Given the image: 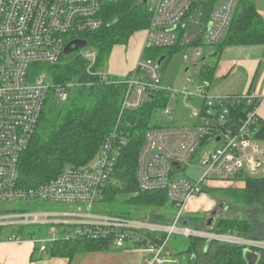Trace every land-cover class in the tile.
Returning <instances> with one entry per match:
<instances>
[{
  "label": "built area",
  "instance_id": "1",
  "mask_svg": "<svg viewBox=\"0 0 264 264\" xmlns=\"http://www.w3.org/2000/svg\"><path fill=\"white\" fill-rule=\"evenodd\" d=\"M111 1L115 0H0V229L12 228L0 235V245L31 241L44 254L59 242L82 239L107 243L126 252L140 251L146 264H167V258L172 257L167 245L172 237L181 236L261 254L264 239L260 237L218 232L206 226L197 228L184 221L191 199L219 183L234 182L239 176L247 178L264 168V140L255 136L264 95L211 96L207 92L208 82H204L199 96L201 108L190 112L192 126L158 125L144 132L136 159V180L145 192H165L171 211L166 214L168 223L149 220L148 213L135 218L107 209L94 211L95 203L104 200L120 148L126 144L127 139L118 129L122 116L141 109L148 100L157 103L163 95H169L168 99L178 94L192 96L184 90L177 92L163 86L160 61L147 52L178 42L177 30L198 0H154L153 7L147 0L150 19L145 28V53L136 63V72L124 78H111L101 67L92 70L97 53L88 43L78 50L89 63V73L97 74L102 82L125 84L115 129L106 135L96 158L86 166L64 168L37 186L21 184L20 160L35 134L46 102L52 96L65 102L76 87L71 79L54 82L49 78L48 66L77 52L64 53L69 42H88L87 35L103 26V7ZM239 1L225 0L221 8L210 12L211 26L206 33L209 54L211 46L227 32ZM171 26L175 29L165 30ZM200 55L203 54L198 49L196 57ZM233 109L239 111L234 113ZM171 111L165 104L161 114L171 120ZM208 143L217 145L200 154ZM196 159L200 177H182L180 173L187 166H194ZM51 203L68 208L52 211L39 207ZM35 205L38 207L34 208ZM26 231L32 234H25Z\"/></svg>",
  "mask_w": 264,
  "mask_h": 264
},
{
  "label": "trees",
  "instance_id": "2",
  "mask_svg": "<svg viewBox=\"0 0 264 264\" xmlns=\"http://www.w3.org/2000/svg\"><path fill=\"white\" fill-rule=\"evenodd\" d=\"M194 7L195 5L187 13L185 19ZM102 17L103 26L87 35L88 46L97 53V59L91 67L92 70H96L97 67L102 68L104 62L109 59L114 46L125 45L135 32L144 30L150 19V12L142 1L115 0L104 5ZM180 28H178V37L182 36ZM198 40L195 39L190 45H197ZM228 44L264 45V23L251 0L239 1L227 32L219 42L211 46L210 55L217 56ZM177 45L179 44L176 42L171 47L155 49L149 55L163 62L167 58L160 59L159 56L162 53H170L177 48ZM207 64V61L204 62L203 77H209ZM88 65V61L83 59L77 51L70 56L63 57L59 64L48 66L49 78L54 82L70 80L69 76L77 72L80 75L79 85L75 92L71 91L69 98L60 108V112L52 119L47 117L49 121H44L47 129L42 133L38 127L42 119H46L44 109L34 134L37 135L33 136L20 160L19 179L22 185L37 186L55 177L64 168L75 169L86 166L94 161L106 135L115 128L125 84L120 81L118 83L102 82L97 74L88 72ZM168 96L163 95L157 103L148 100L141 109L127 112L122 116L121 128L118 129L127 140L126 144L120 148L115 171L106 185L103 198L112 202L116 196L124 194L126 202H131L134 206V213L147 212L149 220L160 223H168L166 214L161 212V208L165 207L168 202L167 196L163 191L145 192L141 190L136 180L135 166L137 154L143 143L144 132L153 127L150 124V112L158 107L159 103L164 106ZM235 111L236 109H233L234 113H237L239 109ZM255 136L264 140V121L260 120L258 123ZM208 191L216 192L218 189H208L205 193ZM225 193L241 203H258L264 208V178H248L241 189H228ZM120 214L132 215L127 212ZM198 217L197 214L188 212L184 222L197 228L206 226V221L202 225L191 222L192 218L194 220ZM212 229L218 232L230 231L242 236L260 237L252 233L251 223L240 218L231 220L224 218L215 221ZM3 233L4 231L0 229V235ZM27 233L32 234V231H26L25 234ZM260 239L264 238L260 237ZM69 242L90 245V248L97 246L101 250L109 247L107 243L82 239ZM69 242H59L53 248ZM243 250L239 246L214 241L206 243L200 239L189 238L187 249L184 251L187 257L185 264H246ZM173 258L176 262L170 264H180L177 257ZM258 264H264V252L260 254Z\"/></svg>",
  "mask_w": 264,
  "mask_h": 264
},
{
  "label": "crops",
  "instance_id": "3",
  "mask_svg": "<svg viewBox=\"0 0 264 264\" xmlns=\"http://www.w3.org/2000/svg\"><path fill=\"white\" fill-rule=\"evenodd\" d=\"M225 0H200L193 8L192 20L188 17L181 25L180 33L183 45H190L195 39L198 40L196 50L201 49L203 34L207 33L209 15L211 10L221 8ZM252 4L264 23V0H251ZM192 21V22H191ZM191 22V23H190ZM191 24V25H190ZM190 25V26H189ZM190 28V31L188 30ZM197 30V33L194 32ZM179 33V30H177ZM145 30L135 32L125 45L114 46L107 61L109 67L105 69L111 78H124L133 74L136 63L143 51ZM197 41V40H196ZM181 42H177L181 43ZM194 45V46H195ZM181 44L177 45L180 47ZM184 47V46H182ZM145 53V52H144ZM150 52H147L149 55ZM163 54V55H162ZM160 59H165L162 53ZM204 63V62H203ZM204 65V64H203ZM209 77L202 80L208 83L211 94L216 95H264V45L251 44H228L221 52L207 64ZM204 84V83H203ZM260 120L264 121V104L259 106ZM195 197L187 205V212L193 213L198 205H204L205 210L210 203L205 204L204 199ZM80 243L69 242L51 248L48 252L41 254L34 243L24 241L22 243H3L0 245V264H142L145 259L144 253L140 251L118 252L112 251L110 247L100 249L97 246L78 245ZM55 249V250H52ZM132 252L134 253L131 255Z\"/></svg>",
  "mask_w": 264,
  "mask_h": 264
},
{
  "label": "rangeland",
  "instance_id": "4",
  "mask_svg": "<svg viewBox=\"0 0 264 264\" xmlns=\"http://www.w3.org/2000/svg\"><path fill=\"white\" fill-rule=\"evenodd\" d=\"M200 1V0H198ZM140 2V0H139ZM149 6H154V0H148ZM193 10H191V13L188 16V21L192 18ZM192 20V19H191ZM193 21V20H192ZM191 21V22H192ZM190 22V23H191ZM191 25V24H190ZM189 25V26H190ZM188 30L190 31L191 27H188ZM143 30V29H142ZM139 30V31H142ZM145 30V29H144ZM138 31V32H139ZM194 32L197 33V30H194ZM178 36V33H176ZM183 36V35H182ZM182 37H178V41L181 42ZM201 44L198 46V48L201 49V54L198 57H196L195 50L196 45H183L181 44L180 47L175 48L170 53H166V58L163 62H160V74L162 77V85L163 86H170L177 92L186 91L188 94H191L192 96L190 98H187L186 96H183L181 94L173 95L171 96L165 104L170 107L171 111V120L167 115L161 114L162 105L159 103L158 107L155 109H152L150 112V124L152 126L154 125H160V126H183V127H190L193 125V119L190 116V112L193 109L200 110L201 108V98L200 96V89L204 88V81L202 80V72L204 66L203 62H208L212 59H214L215 56L209 54L210 50V44H208L207 35L204 33L202 36ZM184 46V47H182ZM169 52V51H168ZM150 56V55H149ZM161 56V55H160ZM159 56V57H160ZM110 61L104 62L102 66V71L107 69L109 67ZM48 74V71H46ZM53 77H55L53 75ZM72 83L77 87L79 84V73L73 72L70 76ZM76 87L72 89V93L75 92ZM208 95H211V92L209 89H207ZM64 102L61 101L57 96H52L51 99H49L44 109L46 111V119H42L39 130L40 132L44 133L47 129V124L44 121H49L48 118L52 119L54 118L58 112H60V108L63 107ZM48 117V118H47ZM121 128V126H120ZM115 129V128H114ZM113 129V130H114ZM37 135V134H36ZM34 135V136H36ZM217 144H211L208 143L205 146H203L200 149V154H203L207 150H209L212 146H216ZM199 163V160L196 159L194 161V166H187L180 175L185 178H190L193 180L198 179L201 175V169L197 168L195 165ZM248 178H258L262 179L264 178V168L255 171L249 177L239 176L237 177L234 182L225 184V183H219L215 187V189L218 191L214 192H206L202 194L198 200H205V204L210 203V206L205 210L204 205H198L196 207L195 212L192 214H197L199 217L198 219H191V222H195L198 225H202L203 222L206 221L207 217L209 216V213L216 209L218 210L217 216L215 217V221H220L221 219H244V221H248L252 224V233L260 235V237L264 238V208L259 205L258 203H241L239 201H236L232 198V196L226 195L225 191L228 189H241L244 186V181ZM105 195V194H104ZM131 196V194H129ZM168 204V202H167ZM165 205V207L161 208V212H164L165 214L170 213V209L168 205ZM223 204L226 208L220 207V205ZM38 206L35 205L34 208H37ZM40 208H45L46 210H52V211H60L65 210L68 208L67 205H60V204H43L39 206ZM101 209H107L109 211L115 212V213H129L132 214L131 217L140 218V215L144 216L146 213L137 212L134 213L133 209L134 206L131 205V202L127 203L126 199L124 197V194L118 195L114 198V200L111 202L108 199L103 200L100 202L95 203L94 205V211H100ZM189 212V211H188ZM187 212V213H188ZM148 215V214H147ZM149 216V215H148ZM33 229V228H32ZM12 230V228H6L4 233L7 234ZM35 230V229H33ZM37 233L42 234L38 229H36ZM188 239L181 237V236H174L170 239L167 248L169 250V253L173 257H177L179 259L180 264L186 263V255L184 254V251L187 249ZM115 248L110 247V250H114ZM118 252H126L121 249H115ZM135 250H132L134 252ZM131 253L133 255L134 253ZM167 258L169 261L167 264H170L171 262H176L175 258ZM145 259L146 257L143 256ZM146 262L144 261V263Z\"/></svg>",
  "mask_w": 264,
  "mask_h": 264
},
{
  "label": "water",
  "instance_id": "5",
  "mask_svg": "<svg viewBox=\"0 0 264 264\" xmlns=\"http://www.w3.org/2000/svg\"><path fill=\"white\" fill-rule=\"evenodd\" d=\"M142 3L146 4L147 0H142ZM208 26L210 27L211 23H209ZM174 29H175V26H171V27H167L165 30L166 31H171V30H174ZM85 46H87V41L86 40L75 39V40L69 42L65 46L64 53L66 55H68L69 53L78 51L79 49H82ZM220 207H222L223 209L226 208L223 204H221ZM217 212H218V210L216 208V209L212 210L209 213V216L207 217L206 222H205V225H206L207 228H212V226L214 225L215 217L217 216ZM184 224H187V223L184 222ZM243 257H244V259L246 261V264H258V261L260 259V254L257 253V252L250 251L248 249H244L243 250Z\"/></svg>",
  "mask_w": 264,
  "mask_h": 264
}]
</instances>
